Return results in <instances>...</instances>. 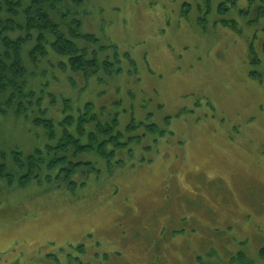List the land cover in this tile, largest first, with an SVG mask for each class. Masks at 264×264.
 Masks as SVG:
<instances>
[{
    "label": "rangeland",
    "instance_id": "1",
    "mask_svg": "<svg viewBox=\"0 0 264 264\" xmlns=\"http://www.w3.org/2000/svg\"><path fill=\"white\" fill-rule=\"evenodd\" d=\"M66 2L122 70L85 80L38 67L58 99L43 105L60 119L61 96L91 101L120 129L133 122L137 141L111 167L71 157L94 164L74 191L44 175L0 180V264H264V0ZM48 142L28 120L0 119L3 149Z\"/></svg>",
    "mask_w": 264,
    "mask_h": 264
},
{
    "label": "trees",
    "instance_id": "2",
    "mask_svg": "<svg viewBox=\"0 0 264 264\" xmlns=\"http://www.w3.org/2000/svg\"><path fill=\"white\" fill-rule=\"evenodd\" d=\"M106 47L98 36L83 31L80 13L66 0H0V119L14 116L28 120L47 131L51 141L26 156L0 146V180L24 186L44 175L47 183L65 180L74 191V175L85 169L93 172L94 164L90 160L73 161L71 157L95 153L107 158L127 144L124 139L134 132L135 125L131 122L120 129L118 113L100 117L91 101L73 107L69 97L61 96L60 120L43 105L46 95L49 103H58V99L48 90L51 81L37 77L38 67L42 74L51 67L81 73L85 80L90 75L101 80L98 73L111 76L114 69ZM256 59L252 60L257 65L263 62ZM121 70L117 67L113 73ZM141 123L149 132L158 131L155 123ZM133 139L137 140L134 136L128 142ZM108 146L110 152L106 151ZM260 256L264 260V246Z\"/></svg>",
    "mask_w": 264,
    "mask_h": 264
},
{
    "label": "flooded vegetation",
    "instance_id": "3",
    "mask_svg": "<svg viewBox=\"0 0 264 264\" xmlns=\"http://www.w3.org/2000/svg\"><path fill=\"white\" fill-rule=\"evenodd\" d=\"M92 55V54H91ZM111 55H109L108 57L110 58V60L114 63V65H116L117 67H118V62H120L121 60H120V58H119V60L117 61L116 60V58H114V59H111V57H110ZM87 102V101H86ZM84 103V102H83ZM82 103V104H83ZM75 105H77V104H75ZM142 122V121H141ZM144 122V121H143ZM131 123V122H130ZM129 123V124H130ZM145 123H147V122H145ZM151 123H154L153 121L151 122ZM150 123V124H151ZM129 124H127L126 126H128ZM157 125V124H156ZM145 127H146V125H144ZM158 127V126H157ZM126 128V127H125ZM124 128V129H125ZM146 129V131H147V133H150V134H153V133H155V132H149L148 130H147V128H145ZM134 132L132 133V134H128V136H126V140H124V141H126L127 142V144H130L131 142H128V140H129V138L130 137H134ZM136 140V139H135ZM134 139H133V141L132 142H134L135 141ZM137 141V140H136ZM112 150V148L110 147V146H108L107 148H106V151L107 152H110ZM115 150V149H114ZM116 151H118V150H116ZM99 155V154H98ZM99 156H101V155H99ZM103 159H105L109 164H110V162H111V160H112V157H107V158H105V157H103V156H101ZM113 157H115V156H113ZM87 161V160H86ZM115 161V163L116 164H119V162L121 161V160H119V161H116V160H114ZM111 164H113V163H111ZM114 165V164H113ZM86 176V175H85ZM77 177H80V176H78L77 174H75L74 175V177H73V180H75L77 183H79V181L78 180H76L77 179ZM84 245L83 244H78L77 246H76V248L77 249H80V247H83ZM84 252H85V250H84Z\"/></svg>",
    "mask_w": 264,
    "mask_h": 264
}]
</instances>
